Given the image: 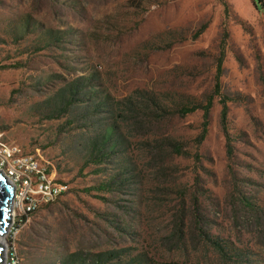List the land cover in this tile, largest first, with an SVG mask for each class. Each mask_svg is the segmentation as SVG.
Masks as SVG:
<instances>
[{
    "label": "rangeland",
    "instance_id": "obj_1",
    "mask_svg": "<svg viewBox=\"0 0 264 264\" xmlns=\"http://www.w3.org/2000/svg\"><path fill=\"white\" fill-rule=\"evenodd\" d=\"M218 58L229 154L217 95L172 113ZM0 131L65 185L6 264H264V0H0Z\"/></svg>",
    "mask_w": 264,
    "mask_h": 264
},
{
    "label": "built area",
    "instance_id": "obj_2",
    "mask_svg": "<svg viewBox=\"0 0 264 264\" xmlns=\"http://www.w3.org/2000/svg\"><path fill=\"white\" fill-rule=\"evenodd\" d=\"M35 151L21 152L18 146L6 142L0 131V174L11 187L6 228L13 221L19 227L24 225L39 207L65 191L64 183L54 178L52 164Z\"/></svg>",
    "mask_w": 264,
    "mask_h": 264
},
{
    "label": "trees",
    "instance_id": "obj_3",
    "mask_svg": "<svg viewBox=\"0 0 264 264\" xmlns=\"http://www.w3.org/2000/svg\"><path fill=\"white\" fill-rule=\"evenodd\" d=\"M253 1V0H252ZM220 64H221V58H218L217 63H216V73H215V80L213 83V87H212V92L206 96L204 102H198V101H185L182 103H178L175 107V110L172 111V113H175L177 115L183 116L186 114H189L193 111L199 110L201 113V128L199 133L197 134V142H201L205 136L206 133V127L208 124V118H209V110L211 108L212 105V96L213 94L217 95L218 99V104H219V113H218V120H219V125L220 128L226 138V153L229 154L230 153V144H229V135L226 131V114H227V102L231 99L229 96L222 94L220 92V88H219V81H218V73H219V69H220ZM143 99V98H141ZM143 102V108L146 110L147 108V112L142 111V115H147L146 117H148L149 119H152L151 116L155 117L154 119H158L162 117V112L165 109V105H162L161 103H156L154 104V102L150 99H146L145 100H140ZM151 116H150V115ZM149 115V116H148ZM158 118H157V117ZM180 144L175 141L172 140L168 143V146L171 147L174 151V153L176 154H185L186 152L181 151L180 149ZM140 264H185V263H175V262H146L142 260V263Z\"/></svg>",
    "mask_w": 264,
    "mask_h": 264
},
{
    "label": "water",
    "instance_id": "obj_4",
    "mask_svg": "<svg viewBox=\"0 0 264 264\" xmlns=\"http://www.w3.org/2000/svg\"><path fill=\"white\" fill-rule=\"evenodd\" d=\"M11 195V187L4 180L0 174V235H2L7 221L8 216V205ZM3 258L2 244L0 243V264Z\"/></svg>",
    "mask_w": 264,
    "mask_h": 264
},
{
    "label": "bare ground",
    "instance_id": "obj_5",
    "mask_svg": "<svg viewBox=\"0 0 264 264\" xmlns=\"http://www.w3.org/2000/svg\"><path fill=\"white\" fill-rule=\"evenodd\" d=\"M3 242H4V240H3V234H2V235H0V243L3 244Z\"/></svg>",
    "mask_w": 264,
    "mask_h": 264
},
{
    "label": "clouds",
    "instance_id": "obj_6",
    "mask_svg": "<svg viewBox=\"0 0 264 264\" xmlns=\"http://www.w3.org/2000/svg\"><path fill=\"white\" fill-rule=\"evenodd\" d=\"M1 175H2V174H1ZM3 178H4V177H3ZM31 215H32V214H31ZM7 223H8V220L6 221V226H7ZM6 226H5V228H6ZM4 231H5V229H4ZM4 231H3V232H4ZM3 259H4V258L1 259V264H3Z\"/></svg>",
    "mask_w": 264,
    "mask_h": 264
}]
</instances>
